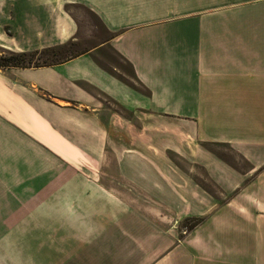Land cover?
<instances>
[{
    "label": "crops",
    "instance_id": "1",
    "mask_svg": "<svg viewBox=\"0 0 264 264\" xmlns=\"http://www.w3.org/2000/svg\"><path fill=\"white\" fill-rule=\"evenodd\" d=\"M74 2L110 35L0 65V264H264V0H0V52Z\"/></svg>",
    "mask_w": 264,
    "mask_h": 264
},
{
    "label": "rangeland",
    "instance_id": "2",
    "mask_svg": "<svg viewBox=\"0 0 264 264\" xmlns=\"http://www.w3.org/2000/svg\"><path fill=\"white\" fill-rule=\"evenodd\" d=\"M66 8L70 10V15L72 19L75 20V26L72 28L70 35L65 37L64 41H56L54 45L51 46H44L40 48H34V49H28V50H22L25 52V54L18 55L16 57L11 56L10 53L14 52L11 50H5L0 52V56H8L2 59L0 58V61H16L18 60V63L21 65H33L35 63H43L44 61H51L63 58L65 56H68L70 54L79 52L81 50H84L87 47H91L101 40H104L106 37L110 35V31L105 27V25L102 23L99 16L89 9L86 5L74 2V3H66ZM58 15V14H56ZM10 25H7V28H9ZM8 32L11 33V31L8 29ZM39 30H35L37 33ZM42 33V30H40ZM25 33V32H24ZM41 34L39 35L40 38ZM56 36L59 38H62V36L56 33ZM44 37V36H43ZM19 40L29 43L32 40H35L36 38L33 36H29L27 34H23L22 32L18 34ZM20 52V51H17ZM10 55V56H9ZM104 62L106 64L114 63L120 67V71L123 72L124 75L131 77L132 70L130 65L118 54L113 52L112 50H106V57L104 59ZM102 103L104 107L110 108L111 111H116L120 113V115L129 116L131 114L130 111H127L120 106L114 104L109 98H107L104 95H100ZM154 207V206H152ZM154 216V218H159L163 220L164 222H167L168 224H173L175 226V229H177L179 234H182L186 232L194 223H196L197 219L195 218H182L178 221L173 219L171 216L168 215H162V217L159 216L160 212L158 209H151V211Z\"/></svg>",
    "mask_w": 264,
    "mask_h": 264
},
{
    "label": "trees",
    "instance_id": "3",
    "mask_svg": "<svg viewBox=\"0 0 264 264\" xmlns=\"http://www.w3.org/2000/svg\"><path fill=\"white\" fill-rule=\"evenodd\" d=\"M76 53H78V52H76ZM76 53H73V54H70V55H68V56H65V57H63V58H67V57H70V56H72V55H75ZM25 54V52L24 51H20V52H17V51H14V52H11L10 53V55L11 56H14V57H16V56H18V55H24ZM9 55V56H10ZM1 57H3L2 59H4L5 57H8V56H0V58ZM61 59V58H60ZM56 61H59V59H56V60H51V61H44L43 63H51V62H56ZM43 63H35V65H38V64H43ZM0 65H21V64H19L18 63V60H16V61H9V58H8V61H0Z\"/></svg>",
    "mask_w": 264,
    "mask_h": 264
}]
</instances>
